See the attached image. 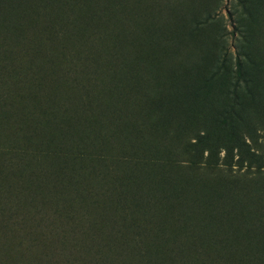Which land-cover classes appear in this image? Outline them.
Listing matches in <instances>:
<instances>
[{
  "label": "trees",
  "instance_id": "1",
  "mask_svg": "<svg viewBox=\"0 0 264 264\" xmlns=\"http://www.w3.org/2000/svg\"><path fill=\"white\" fill-rule=\"evenodd\" d=\"M56 3L55 8L53 4L46 7L49 13L45 21L50 27L52 25L54 27L53 34L47 33L46 37L42 38V42L45 43L52 37L62 38L68 31L73 28L75 30V11L83 8L79 0H74L72 4L69 0H61V2L56 0ZM96 11L101 12L97 8ZM40 12L41 10L38 9L37 13ZM25 17L26 22L21 24L20 31L22 25L29 21V17L26 15ZM212 18H209L210 21H213L220 30L221 22L215 17ZM32 23H37L36 18L31 25ZM107 25V23L104 25L99 23L95 26L94 32L87 36L82 51L76 54L70 52L71 49L61 52L64 60L55 71L59 80L55 82L65 87L72 85L77 92L73 97L67 95L60 103L54 104L47 103L45 99L41 105H30L28 104L30 95H26L29 90L36 93L35 89L38 90L43 86L44 78L31 60L44 55L45 51L41 48H31L32 43L28 35L19 36L17 40H14V36L8 35V32L6 37L0 35V102L2 105H8L9 108L10 98L15 96L21 100L23 110L15 111L14 103L11 102L10 112L12 115L20 114L22 111V116L27 119L28 129V131L24 129V133L15 132V138L11 141H8V137H4L0 129V138L6 141L4 143L0 141V264H38L45 253L38 250L37 245L44 250L50 246L51 240L48 238L62 239L64 232L83 223L86 219L83 211L86 204L90 206L100 204L106 214L111 211L117 212L122 231L118 232L117 241L109 246L125 252L126 249L123 247L128 241L126 238L129 237L134 245L131 257L137 264H154L160 260L161 253L158 251L160 242L168 239L166 227L181 219L179 214H173V208L168 211L169 217L163 220L149 216L141 222L132 214V210L138 213L137 198L131 196V199H128L124 192H127V186L135 177L137 179L133 167L139 165L143 167L148 162H152L151 165L158 170L155 172L160 173L161 181L169 187L173 179L168 170L181 166L183 160L173 157L168 149H162L159 153L141 149L138 145H131L126 149L124 145H116L118 125L122 119L128 121L126 117L121 116L122 112L126 110L128 113L134 102H141V96L148 98L149 94L147 80L141 74L140 64L126 67L127 59L121 52L124 40L129 41L134 38L131 30L122 28L114 31L115 25H112L113 28ZM107 32L115 33L111 44V58L101 61L99 60L102 52L99 46L101 43L97 41L108 36ZM244 35L246 37V34ZM215 41L218 42L215 46V55L211 59L206 58L207 53L202 51L200 61L192 66L189 65V67L199 66L203 60L207 64L210 63L209 73L212 77L210 80L208 78L209 81L200 79L193 92H188L186 89L188 85L183 83V87L180 85L175 87L173 95L169 98L160 91L157 95H152L153 100L147 105L163 107L169 113L182 112L186 110L183 107L186 103L192 106L200 104L199 94L203 93L206 96L208 89L213 86L212 82L221 80L222 77L226 78L215 116L206 124L197 122L198 126L194 128L180 125L181 133L178 138H183L185 130L191 133L184 145L190 146L193 154L185 160L186 165L213 169L222 164L230 170L233 167L241 170L242 173L231 174L223 182L231 186L235 194L248 204L252 201L258 203L256 207L251 208L247 204L241 209V212H246L249 216L256 214L257 226L264 220L263 206L260 212L256 209L261 208L259 203L264 205V178L257 182L258 179L252 175L257 176L264 172V162L259 165L253 164L254 161L262 160L261 154L258 153L261 146L257 144L256 133L264 132V125L262 121H258L260 122L258 128L249 129L251 127L244 122L246 110L244 107L246 104L249 108L261 106L259 102L262 101L259 98L264 96V88L257 86L255 82V79L258 80L260 65L257 66L250 60L252 50L248 45V38H235L237 46L234 48L236 49L234 56L223 39L218 38ZM19 50L24 51L23 59ZM67 56L72 59H65ZM180 66L181 64H178V67ZM108 74L110 77L106 82ZM182 76L179 75L178 78ZM189 81L192 82L190 77ZM157 90L155 89V92ZM139 93L142 94L135 99ZM110 99L113 104L108 106L107 101ZM8 108L0 110V126L6 125L10 110ZM168 114L164 117L165 122L171 121L172 117L170 118ZM110 120L113 125L108 128ZM156 124L157 127L163 125ZM139 127L137 132L143 136L142 129L145 127ZM6 128L8 129V126ZM108 129L110 133L107 132ZM182 131H184L183 135ZM77 132L82 136L77 137ZM91 133L94 136H89ZM168 134V131L164 133L166 137L163 141L167 139ZM247 139L254 145L253 147L249 145ZM221 151L223 155L220 157ZM111 160L116 162L118 168H116L117 172H113L109 183L108 174L104 175L98 170L100 165L95 164L104 165ZM251 168H257L254 171L257 174L253 171L249 173ZM123 169L127 170L119 176L118 171ZM93 178H96L101 185L85 184ZM88 193L89 202L86 200ZM180 199L182 200L183 197ZM125 207H130L131 211L126 212ZM226 208L227 204L220 206L219 211L213 206L211 210L215 214L226 215ZM142 237L147 238L148 242L145 243L147 246L142 243ZM106 246L107 243H102L92 253L102 251ZM54 252L57 251H53V255ZM251 252L241 254L238 264H264V254H259L257 250ZM68 253H70L69 249ZM91 258L59 260V264H89ZM215 259H217L215 256L213 259H207L208 264H212ZM202 261H206V258ZM49 264H58V261L53 260Z\"/></svg>",
  "mask_w": 264,
  "mask_h": 264
},
{
  "label": "rangeland",
  "instance_id": "2",
  "mask_svg": "<svg viewBox=\"0 0 264 264\" xmlns=\"http://www.w3.org/2000/svg\"><path fill=\"white\" fill-rule=\"evenodd\" d=\"M79 1L83 4V8L75 11V30L73 28L68 31L62 38L52 37L45 43L42 42V38L46 37L47 33L53 34L54 27V25L50 27L46 23V16L49 13L46 7L53 4V8H55L56 0H0V35L6 37V32H8V35L14 36V40H17L19 36L26 37L28 35L30 36L29 41L32 43L31 48H41L45 51L44 55H39L31 60L35 68L41 72L44 83L41 88L35 89L37 94L30 90L26 93V95H30L28 104L41 105L45 99L47 103H60L65 96H74L77 89L72 85L68 84L69 86L65 87L63 84L59 85L55 82L58 80L55 71L60 62L64 60L63 52L71 49L70 52L76 54L84 49L87 36L94 32L93 29L97 24L115 25L114 31L122 28L130 29L134 38L129 41L124 40L121 52L127 59L126 67L140 64L141 74L148 84L147 93L151 97L141 96V102H134L128 113L126 110L122 112L121 116L126 117L128 121L125 122L122 119L118 125L117 130L119 131L117 132L119 134L117 133L115 139L116 145H124L125 149L131 145H138L141 149L159 153L162 152V149H168L173 157L183 160L181 166L168 170L173 179L169 187H166L161 181L160 173L155 172L157 169L151 165L152 162H148L143 167L141 165L133 167L136 170L137 179L135 177L134 181L127 186V192H124L128 199H131V196L137 198L138 213L132 210V214L138 217L137 220L141 222L149 216L163 220V218L169 217L168 211L172 208L174 209L173 214H179L181 217L179 221H174V224L166 227L168 239L165 242H160L158 249L161 253L160 260L154 264H208L207 259H213L214 256L217 259L212 264H238L241 254L255 250L259 254H264V220L256 226V214L249 216L248 213L241 212L248 202L239 198L231 186L223 182L231 174L242 173L241 170L235 167L230 170L222 164L213 169L194 168L186 165L185 160L193 154V151L190 146L184 144L187 143L186 140L191 136V133L185 130L184 134L182 131L183 138H178L181 133L180 125L194 128L198 126L197 122L206 124L215 116L226 78L222 77L221 80L212 82L213 86L208 89L209 92L207 91L206 96L200 93V104L192 106L186 103L183 106L186 109L182 110L183 113H176V111L169 113L163 107L147 105L150 100H153L152 95H157L160 91L163 95L167 94L166 96L169 98L170 95H173L176 86L183 87L184 83V85H188L187 91L193 92L197 84L200 83V79L208 80L209 78L210 80L212 77L209 73L210 63L207 64L203 60L199 66L189 67V65L192 66L200 61L202 51L207 53L206 58L211 59L215 55V46L218 42L215 39L218 38L224 40L233 56L236 50L234 48L237 46L235 38H248V45L252 50L250 60L257 66L260 65L258 80L255 79V82L257 86L264 88V0ZM69 2L72 4L74 0H69ZM114 4L116 5L114 6ZM96 8L101 12L96 11ZM38 9L41 10L39 14L37 13ZM25 15L29 17V21L22 25L20 31L21 24L26 22ZM212 17L221 22L220 30L213 21H210L209 18ZM35 18L37 23L31 25ZM16 24L19 25L15 26ZM107 33L108 36L97 41L101 43L99 44L102 50L99 57L101 61L111 58V44L115 33ZM23 53L24 51L19 50L22 59L25 57ZM65 59H72V57L67 56ZM178 64L181 66L178 67ZM179 75L183 76L178 78ZM109 77L108 74L106 82ZM189 77L192 80L191 83ZM155 89H158L157 92ZM140 94L142 93L137 94L135 99L139 98ZM259 100L262 101L259 102L261 106H250L249 108L246 104L244 107L246 109L244 122L248 127H251L249 129L258 128V124H260L258 121H262L264 125V96ZM9 101V108L8 105H2L0 102V110L2 108L10 109L5 128L2 125L0 129L4 137H8V141H11L15 138V132L24 133L28 129L27 119L22 116V111L20 114L12 115L10 112L12 110L11 102L14 103L15 111L23 110L21 100L14 96ZM107 103L108 106L113 104L111 99ZM188 106L190 107L188 108ZM166 114L170 118L172 117L171 121L165 122ZM156 123L163 125L157 127ZM112 125L113 122L111 123L110 120L108 128H111ZM139 126L145 127L142 129L143 136L137 132ZM166 131L169 134L163 141ZM107 132L110 133V130L108 129ZM256 134L258 135L257 144L261 146L258 153L261 154L262 160L254 161L253 164L259 165L264 162V132L258 131ZM81 136L82 134L77 132V137ZM89 136L94 135L91 133ZM0 141L6 142L2 137ZM247 141L251 147L254 146L250 140L247 139ZM222 155L223 151L220 152V157ZM95 165H100L98 170H101L104 175L108 174L107 180L110 183L113 172H117L116 162L111 160L104 165L97 163ZM256 169L251 168L249 173L253 171L254 174H257L254 172ZM125 170L127 169L118 171V175H123ZM252 176L256 177L255 179H258L257 182H259L264 178V172ZM85 184L88 186L101 185L96 178ZM86 200L90 201L89 193ZM224 203L227 204L226 215L213 213L212 206L219 211L220 206H225ZM249 203H251L248 204L251 208L258 204L254 201ZM259 204L261 208L256 209L260 212L264 205L263 203ZM125 208L126 212L131 211L130 207ZM83 211L86 219L75 228L64 232V238H48L51 240L50 246L44 250L37 245L38 250L45 253L38 264H49L53 260H57L59 264V260L70 259L71 261L75 258L88 259L91 257L89 264H137L131 257L134 245L129 237L126 238L128 241L123 247L126 249L125 252L122 251L123 253L119 249L109 246L113 245L112 242L117 241L118 232L122 231L117 212L111 211L106 214L102 211L100 204L98 206L86 204ZM109 234L110 237H108ZM141 240L143 244L148 242L146 237H142ZM102 243H107L108 246L93 254L92 252ZM145 245L147 246V244ZM68 249L70 253H68ZM53 251L57 252H54L53 255ZM47 255H50V259ZM203 258H206V261H202Z\"/></svg>",
  "mask_w": 264,
  "mask_h": 264
}]
</instances>
